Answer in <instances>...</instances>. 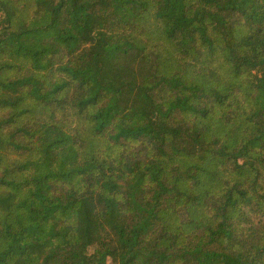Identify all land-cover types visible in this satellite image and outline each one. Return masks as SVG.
Listing matches in <instances>:
<instances>
[{
	"label": "trees",
	"instance_id": "trees-1",
	"mask_svg": "<svg viewBox=\"0 0 264 264\" xmlns=\"http://www.w3.org/2000/svg\"><path fill=\"white\" fill-rule=\"evenodd\" d=\"M0 264H264V0H0Z\"/></svg>",
	"mask_w": 264,
	"mask_h": 264
}]
</instances>
